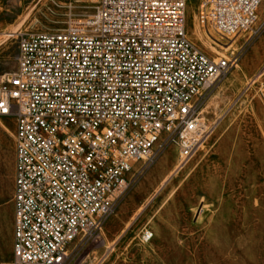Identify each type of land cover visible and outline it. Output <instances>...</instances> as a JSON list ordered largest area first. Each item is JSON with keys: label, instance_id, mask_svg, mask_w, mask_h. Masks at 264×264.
<instances>
[{"label": "built area", "instance_id": "built-area-1", "mask_svg": "<svg viewBox=\"0 0 264 264\" xmlns=\"http://www.w3.org/2000/svg\"><path fill=\"white\" fill-rule=\"evenodd\" d=\"M264 0H202L227 39L252 29ZM0 76V117L15 119L13 252L4 264H66L131 186L139 160L167 144L185 164L207 134L204 91L232 61L187 32V0H98L57 32L18 34Z\"/></svg>", "mask_w": 264, "mask_h": 264}, {"label": "rangeland", "instance_id": "rangeland-1", "mask_svg": "<svg viewBox=\"0 0 264 264\" xmlns=\"http://www.w3.org/2000/svg\"><path fill=\"white\" fill-rule=\"evenodd\" d=\"M98 0H0V76L16 70L18 34L64 29ZM187 0V32L212 59L232 61L198 100L207 134L181 163L175 144L137 161L131 186L66 264H264V2L251 30L202 29ZM15 119L0 117V264L12 257Z\"/></svg>", "mask_w": 264, "mask_h": 264}, {"label": "bare ground", "instance_id": "bare-ground-1", "mask_svg": "<svg viewBox=\"0 0 264 264\" xmlns=\"http://www.w3.org/2000/svg\"><path fill=\"white\" fill-rule=\"evenodd\" d=\"M61 30H63V29H61ZM61 30H58V31H61ZM54 32H57V31H54Z\"/></svg>", "mask_w": 264, "mask_h": 264}]
</instances>
